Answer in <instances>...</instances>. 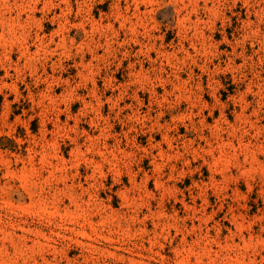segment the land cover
Here are the masks:
<instances>
[{
  "label": "rangeland",
  "instance_id": "374dc122",
  "mask_svg": "<svg viewBox=\"0 0 264 264\" xmlns=\"http://www.w3.org/2000/svg\"><path fill=\"white\" fill-rule=\"evenodd\" d=\"M0 264H264V0H0Z\"/></svg>",
  "mask_w": 264,
  "mask_h": 264
}]
</instances>
